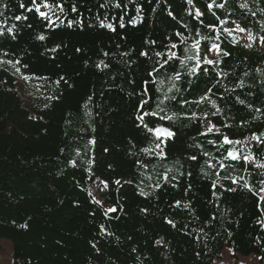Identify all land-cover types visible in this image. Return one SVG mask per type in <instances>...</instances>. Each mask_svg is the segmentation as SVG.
I'll return each mask as SVG.
<instances>
[{
	"label": "trees",
	"instance_id": "16d2710c",
	"mask_svg": "<svg viewBox=\"0 0 264 264\" xmlns=\"http://www.w3.org/2000/svg\"><path fill=\"white\" fill-rule=\"evenodd\" d=\"M5 245L264 264V0H0Z\"/></svg>",
	"mask_w": 264,
	"mask_h": 264
},
{
	"label": "rangeland",
	"instance_id": "374dc122",
	"mask_svg": "<svg viewBox=\"0 0 264 264\" xmlns=\"http://www.w3.org/2000/svg\"><path fill=\"white\" fill-rule=\"evenodd\" d=\"M163 47V49L170 48L168 44ZM93 191L96 195H99L98 186ZM0 264H11V250L8 245H5L4 249L0 251ZM217 264H259V259L254 255L249 257L235 256L230 248H225L222 252V259Z\"/></svg>",
	"mask_w": 264,
	"mask_h": 264
},
{
	"label": "water",
	"instance_id": "95a60500",
	"mask_svg": "<svg viewBox=\"0 0 264 264\" xmlns=\"http://www.w3.org/2000/svg\"><path fill=\"white\" fill-rule=\"evenodd\" d=\"M163 133V131H159L158 134ZM165 134L168 136L169 134L165 132Z\"/></svg>",
	"mask_w": 264,
	"mask_h": 264
}]
</instances>
